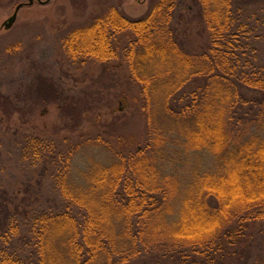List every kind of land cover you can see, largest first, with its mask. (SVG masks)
<instances>
[{"label":"trees","instance_id":"16d2710c","mask_svg":"<svg viewBox=\"0 0 264 264\" xmlns=\"http://www.w3.org/2000/svg\"><path fill=\"white\" fill-rule=\"evenodd\" d=\"M253 1L149 0L139 18L114 4L64 34L73 65L124 63L143 144L124 151L101 136L60 144L23 134L20 165L48 175L58 204L11 208L0 193V264H220L264 222L262 35L237 6ZM192 20L208 34L202 52L179 39L176 25ZM205 152L214 167L190 169Z\"/></svg>","mask_w":264,"mask_h":264},{"label":"rangeland","instance_id":"374dc122","mask_svg":"<svg viewBox=\"0 0 264 264\" xmlns=\"http://www.w3.org/2000/svg\"><path fill=\"white\" fill-rule=\"evenodd\" d=\"M27 2L0 0V193L10 200L11 208L15 203L31 210L57 205L58 197L40 168L20 165L18 143L23 134L60 144L65 139L76 144L101 136L113 147L119 143L124 151L143 144L141 101L124 63L118 60L100 65L88 61L73 65L64 57L60 41L66 32L87 24L114 4L128 17L139 18L147 11L149 0H49L45 5L34 0L31 6L21 8L14 25L4 30L2 24L16 6ZM262 2L237 6L262 35L257 45L264 59ZM176 27L180 42L190 52H202L208 46L204 24L192 20ZM57 94L60 96L54 97ZM39 97L44 103L36 100ZM105 153L88 149L86 155L94 154L105 163L109 161ZM194 153L190 155H197ZM198 154L201 161L194 162L190 169L206 172L214 167L209 153ZM176 167L184 174L180 160ZM217 259L220 264H264V222L250 224L245 237Z\"/></svg>","mask_w":264,"mask_h":264},{"label":"water","instance_id":"95a60500","mask_svg":"<svg viewBox=\"0 0 264 264\" xmlns=\"http://www.w3.org/2000/svg\"><path fill=\"white\" fill-rule=\"evenodd\" d=\"M37 1L39 4H42V5H45L49 2V0H46V1H40V0H35ZM34 3V0H28L27 3L25 4H19L16 6L15 10H14V13L12 14L11 17H9L3 24H2V28L4 30H9L15 23L16 21V18H17V14H18V11L23 8L24 6H31L32 4Z\"/></svg>","mask_w":264,"mask_h":264}]
</instances>
